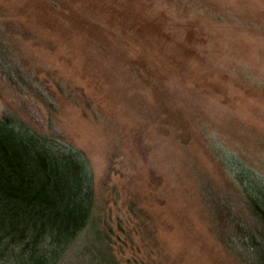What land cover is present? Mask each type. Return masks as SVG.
Returning <instances> with one entry per match:
<instances>
[{
  "label": "rangeland",
  "instance_id": "rangeland-1",
  "mask_svg": "<svg viewBox=\"0 0 264 264\" xmlns=\"http://www.w3.org/2000/svg\"><path fill=\"white\" fill-rule=\"evenodd\" d=\"M0 35L90 157L123 264H245L203 177L227 189L232 156L264 178V0H0ZM1 83L0 110L29 103Z\"/></svg>",
  "mask_w": 264,
  "mask_h": 264
},
{
  "label": "trees",
  "instance_id": "trees-1",
  "mask_svg": "<svg viewBox=\"0 0 264 264\" xmlns=\"http://www.w3.org/2000/svg\"><path fill=\"white\" fill-rule=\"evenodd\" d=\"M7 48L0 35L2 89L29 103L0 110V264H123L90 157L60 128L50 92L17 69ZM227 170L229 189L203 177L213 228L238 261L264 264V178L232 156ZM130 210L142 217L134 203Z\"/></svg>",
  "mask_w": 264,
  "mask_h": 264
}]
</instances>
